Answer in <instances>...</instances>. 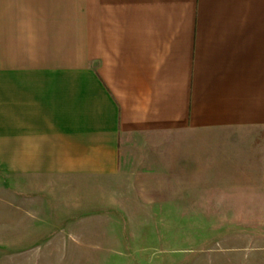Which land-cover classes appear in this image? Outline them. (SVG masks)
Segmentation results:
<instances>
[{"label":"crops","instance_id":"0c3cea01","mask_svg":"<svg viewBox=\"0 0 264 264\" xmlns=\"http://www.w3.org/2000/svg\"><path fill=\"white\" fill-rule=\"evenodd\" d=\"M123 173L264 210V0H0V177Z\"/></svg>","mask_w":264,"mask_h":264},{"label":"rangeland","instance_id":"374dc122","mask_svg":"<svg viewBox=\"0 0 264 264\" xmlns=\"http://www.w3.org/2000/svg\"><path fill=\"white\" fill-rule=\"evenodd\" d=\"M36 184L0 177V264H264V210H172L125 173Z\"/></svg>","mask_w":264,"mask_h":264}]
</instances>
